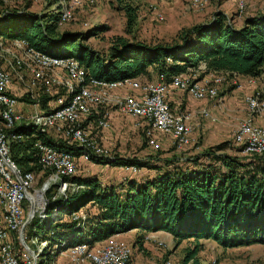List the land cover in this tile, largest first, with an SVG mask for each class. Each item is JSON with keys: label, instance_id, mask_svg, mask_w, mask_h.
I'll return each mask as SVG.
<instances>
[{"label": "trees", "instance_id": "16d2710c", "mask_svg": "<svg viewBox=\"0 0 264 264\" xmlns=\"http://www.w3.org/2000/svg\"><path fill=\"white\" fill-rule=\"evenodd\" d=\"M83 5L89 6L83 3L74 7L73 12ZM25 8L9 6L0 11L2 39H24L29 46L48 55L73 57L98 80L149 81L162 74L169 81L189 68L197 70L200 65L203 68L198 70L199 77L215 72L257 79L264 73L263 14L250 16L234 27L225 15L217 12L209 21L180 29L167 43L114 36L106 53L100 55L81 40L96 35L103 30L102 26L79 33L58 32L56 12L28 13ZM121 8L124 33L132 34L137 9L126 3ZM137 129L146 144L142 128ZM21 132L29 135L31 128L23 127ZM224 144L216 146V151ZM239 150L236 147L233 154L221 156L209 153L213 162L200 169L165 170L142 182L128 180L116 186H103L95 178L69 177L76 188L59 200L62 205L58 215L44 225L55 238L70 236L71 242L83 241L89 246L135 229L138 233L133 244L138 249L142 248L146 233L164 231L175 246L182 241L191 242L177 264H201L197 257L200 240H211L223 249L264 243V152L241 156ZM10 154L21 171L37 174L40 166L28 141L12 143ZM138 160L113 157L109 163L140 167L147 162ZM85 203H90L94 211L86 213L82 229H75L74 221L60 219L62 214L69 215Z\"/></svg>", "mask_w": 264, "mask_h": 264}, {"label": "built area", "instance_id": "2783aa9c", "mask_svg": "<svg viewBox=\"0 0 264 264\" xmlns=\"http://www.w3.org/2000/svg\"><path fill=\"white\" fill-rule=\"evenodd\" d=\"M94 1L55 0L57 25L71 19L74 7ZM203 2L190 0L189 5L199 9ZM202 68H189L169 81L162 74L149 81H103L93 78L73 57L51 56L24 39L0 37V264H47L51 253L65 256L71 264H129L130 249L114 234L89 246L71 242L70 236L55 238L53 231L46 234L44 224L58 215L59 200L65 199L67 191L76 188L68 178L78 176L80 160L113 159L99 144L96 132L109 127L113 108L129 116L134 128H142L147 146L158 147L154 130L168 136L176 149L188 145L191 116L172 105L168 96L178 90L193 100L213 98L223 74L208 72L199 77ZM263 92L257 89L243 97L247 115L238 119L232 134L240 154L264 152V127L252 120L264 112ZM201 113L207 116L204 109ZM23 127L31 128L29 135L21 132ZM27 141L45 171L39 189L34 188L38 175L21 171L11 158L10 145ZM130 170L135 172L136 167ZM85 218L86 211H74L60 219L74 221V228L82 229Z\"/></svg>", "mask_w": 264, "mask_h": 264}, {"label": "rangeland", "instance_id": "374dc122", "mask_svg": "<svg viewBox=\"0 0 264 264\" xmlns=\"http://www.w3.org/2000/svg\"><path fill=\"white\" fill-rule=\"evenodd\" d=\"M189 1L122 0L119 2L118 0H95V3L89 6L83 5L82 8L74 10L71 19L58 25L57 31L79 33L86 32L94 26H102V31L81 41L91 50L104 55L114 36L128 39H132L131 36H133L134 39L147 43H167L175 38L180 29L209 21L217 12L225 15L227 21L237 27L242 24L244 19L263 14L264 7V0H203L202 6L195 9L189 5ZM123 2L137 9L132 34L129 35L124 33L125 16L121 8ZM54 5L55 0H0V11L9 6L18 8L24 6L26 12L40 14L54 11ZM157 15L161 16V19ZM244 79L247 78L241 75L227 76L223 74L221 83L216 86V95L213 98L193 100L187 97V101H189L187 108L194 110L203 107L207 116L201 115L204 125L200 121L193 125L190 121V143L181 149H176L173 145L168 144L166 146H164L165 144L158 145L156 149L147 146L141 131L137 127H133L131 118L121 115L113 108L109 117V127L96 130L99 144H102L112 157H136L140 159L138 160L140 162H147H144L143 166L136 167V172H131L130 166H123L117 162L91 163L80 160L78 177L95 178L103 186H116L128 180H150L171 166L175 171L200 169L213 162L212 158L208 156L209 153L216 152L220 156L222 153L233 154L235 152L233 150L236 148L232 140L235 124L238 119L247 115L243 97L252 92L243 85ZM255 82V88L264 89V75L259 76ZM178 97L182 98L181 104L186 106L185 97L179 95ZM240 106L245 108L243 116H239L242 112H240ZM261 116H264V112ZM258 117L253 116V123L264 127V120ZM96 132L93 130L92 134L96 135ZM157 135L161 134L155 130L152 131L153 137ZM219 144H224V147L216 151L215 148ZM231 148L233 149L231 150ZM37 169L38 177L34 183L35 189L40 188L41 178L45 173L41 167L40 169L37 167ZM67 193L70 191L68 190ZM90 205V203L81 205L77 212H93L94 207ZM50 232L51 230H47L46 234ZM136 233L137 230L132 229L113 235V238L130 249L129 264H163L164 261H168L167 264H177L185 249L191 246L190 241H182L178 246H175L168 233L154 231L147 233L142 240L143 247L138 249V245L133 244ZM199 244L200 250L197 257L201 264H264V243L226 249L219 247L211 240H200ZM51 248L54 250L53 245ZM47 264L71 263L65 256L51 253L47 257Z\"/></svg>", "mask_w": 264, "mask_h": 264}, {"label": "crops", "instance_id": "0c3cea01", "mask_svg": "<svg viewBox=\"0 0 264 264\" xmlns=\"http://www.w3.org/2000/svg\"><path fill=\"white\" fill-rule=\"evenodd\" d=\"M262 75H264V73H262L261 74V76ZM247 78V77H246ZM255 80L256 79H250V78H247V79H244V83H243V85H245L246 86V89L248 90V91H255V90H257V89H259V88H255V84H256V82H255ZM242 84H241V87L243 86ZM178 95L179 96H183V97H185V102H186V106H183L182 104H181V99L182 98H179L178 97ZM187 95H185V94H183L182 92H180V91H178V90H172L170 93H169V96H168V99H169V102L172 104V105H175V106H178L179 107V109H182L183 111H185V112H188L189 114H190V121H192V123H193V125H196L197 123H199V121L200 122H202V125H204V119H203V117H205V116H203L202 115V113H201V111H202V109H204L203 107H199V108H193L194 110H192V108H187V103H189V101H187ZM220 100V99H219ZM185 102H184V105H185ZM218 102H220V101H218ZM199 106V105H198ZM239 109H240V112H241V114L239 115V116H243L244 114H245V108H244V106H240L239 107ZM203 117H202V116ZM254 116H259V115H254ZM253 118V117H252ZM258 118H262L261 120H264V116H259ZM132 120V119H131ZM130 121V120H129ZM133 121V120H132ZM131 121V122H132ZM156 141H157V143L159 142V146H161V145H164V146H166L167 144L168 145H171V142H170V140H169V138L167 137V136H163V135H157L156 136ZM172 168H173V166H171L170 168H168L167 170H172ZM136 171H137V168H136ZM135 171V172H136ZM157 175V174H156ZM154 178V177H153ZM145 180H149V179H145ZM144 180V181H145ZM135 181V180H134ZM136 182H142V181H136ZM138 233V232H137ZM136 233V234H137ZM117 234H120V233H117ZM117 234H114V235H117ZM146 235H147V233H146ZM145 235V236H146ZM119 236V235H118ZM142 247H143V245H142Z\"/></svg>", "mask_w": 264, "mask_h": 264}, {"label": "water", "instance_id": "95a60500", "mask_svg": "<svg viewBox=\"0 0 264 264\" xmlns=\"http://www.w3.org/2000/svg\"><path fill=\"white\" fill-rule=\"evenodd\" d=\"M31 215H32V208H30V209L28 210V213H27V219H29Z\"/></svg>", "mask_w": 264, "mask_h": 264}]
</instances>
